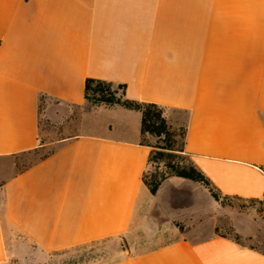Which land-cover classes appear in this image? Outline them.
Masks as SVG:
<instances>
[{"label":"crops","instance_id":"1","mask_svg":"<svg viewBox=\"0 0 264 264\" xmlns=\"http://www.w3.org/2000/svg\"><path fill=\"white\" fill-rule=\"evenodd\" d=\"M86 79L184 113V151L214 189L263 198L264 0H0V264L122 236L152 196L141 115L118 106L91 107L87 130L18 168L38 149L41 100L83 106ZM114 264H264V253L189 231Z\"/></svg>","mask_w":264,"mask_h":264},{"label":"rangeland","instance_id":"2","mask_svg":"<svg viewBox=\"0 0 264 264\" xmlns=\"http://www.w3.org/2000/svg\"><path fill=\"white\" fill-rule=\"evenodd\" d=\"M93 107L88 102L80 107H66L41 100L39 104L38 149L15 158L19 169L38 162L53 153L61 142L87 130L81 118ZM89 113L95 123L97 114ZM170 124L178 134L185 114L169 111ZM153 146L152 156L159 152L158 139L146 137ZM173 161H181L174 159ZM167 159H152L148 164L145 181L164 177L155 195L136 206L128 231L113 240L97 246L90 257L80 261L78 255L41 256L29 247L24 258L10 257L2 264H108L126 256L137 255L168 244L187 232L199 237L227 236L246 247L264 253V199L243 200L219 195L215 201L200 184L179 181L168 176ZM76 260V261H75ZM75 261V262H73Z\"/></svg>","mask_w":264,"mask_h":264},{"label":"trees","instance_id":"3","mask_svg":"<svg viewBox=\"0 0 264 264\" xmlns=\"http://www.w3.org/2000/svg\"><path fill=\"white\" fill-rule=\"evenodd\" d=\"M84 100L93 107L118 106L127 110H134L139 112L141 115L140 145L150 148L148 164L154 158L158 160L164 157L165 159H167L165 166L169 171L168 176H173L190 182L198 183L208 191L210 196L215 201L219 200L218 196L221 194H219L214 189L211 182L204 176V174H202L196 168V166L192 163V161L184 151V142H185L186 125H187L186 119L184 120L183 124L178 128L179 131L178 134L176 133L174 127L169 122L168 112L176 111V110L169 109L153 103L128 100L125 98V85L113 84L111 82H106L96 79L85 80ZM146 137L156 138L161 143L160 146H155L157 149H160V151L154 153V156H152V151H151L153 146L146 141ZM174 159H178L181 161H173ZM261 170L264 172V167H261ZM145 173L143 176V184L148 189L150 195L153 196L156 194L161 184V181L164 179V177H161L158 180L153 179L150 182H146ZM224 197H228V196H224ZM232 198L241 199L238 197H232ZM262 199H264V196ZM223 237H227V236H223ZM115 238L116 237L114 238L112 237V238H105L101 240L87 242L60 251L51 252L48 253V255L50 257L65 256L70 254L77 256L79 255L80 256L79 260L83 261L84 258L90 257V255L94 252L97 246L104 244L105 242H108ZM230 239L234 240L236 243H239L237 239H233V238ZM119 261L120 260L108 264H114Z\"/></svg>","mask_w":264,"mask_h":264}]
</instances>
